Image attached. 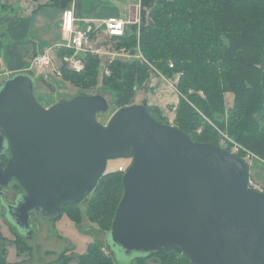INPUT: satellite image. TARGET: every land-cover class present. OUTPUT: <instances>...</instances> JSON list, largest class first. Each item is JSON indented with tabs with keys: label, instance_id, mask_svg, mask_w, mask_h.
<instances>
[{
	"label": "water",
	"instance_id": "water-1",
	"mask_svg": "<svg viewBox=\"0 0 264 264\" xmlns=\"http://www.w3.org/2000/svg\"><path fill=\"white\" fill-rule=\"evenodd\" d=\"M34 87L28 73L0 83V205L21 238L32 237V212L53 218L79 204L108 158L129 157L105 239L112 254L174 251L191 264H264V192L249 185L243 158L193 140L143 103L120 107L103 123V95L44 107ZM13 182L21 192L8 202Z\"/></svg>",
	"mask_w": 264,
	"mask_h": 264
},
{
	"label": "trees",
	"instance_id": "trees-1",
	"mask_svg": "<svg viewBox=\"0 0 264 264\" xmlns=\"http://www.w3.org/2000/svg\"><path fill=\"white\" fill-rule=\"evenodd\" d=\"M140 5L138 43L142 55L166 75L179 73L177 89L186 96L179 100L175 126L195 141L218 145L215 125L244 148L264 158V0H140ZM136 32L137 26L133 25L129 34L118 37L117 47L124 46L134 54ZM71 52L67 49L60 54ZM82 59L83 73L62 69L63 77L77 86L96 84L97 57L85 52ZM109 68L110 75L104 77L103 85L114 93L118 109L126 106L138 85L148 80L149 68L136 58L114 59ZM226 92L233 94L230 108L224 103ZM149 109L156 119L165 122L157 108ZM202 115L211 119L213 125ZM199 125L203 131L195 134ZM1 159L5 163L7 156ZM122 174L118 169L102 174L94 195L88 200L89 218L106 231L123 192ZM67 212L79 220L77 210ZM4 253L2 249L0 264H8ZM75 257L76 264H117L106 243L90 245L85 254ZM151 257H156L153 263L148 262ZM71 258L62 253L54 264H68ZM134 261L137 264H191L186 256L174 251L139 255Z\"/></svg>",
	"mask_w": 264,
	"mask_h": 264
},
{
	"label": "crops",
	"instance_id": "crops-1",
	"mask_svg": "<svg viewBox=\"0 0 264 264\" xmlns=\"http://www.w3.org/2000/svg\"><path fill=\"white\" fill-rule=\"evenodd\" d=\"M66 11L72 17V31L63 27ZM140 11V0H0V83L11 74L28 73L35 80L34 93L38 92L45 99V107L62 98L70 99L79 93V89L63 75H57L55 69L62 72L66 67L60 53L68 49L65 45L74 31L91 29L87 33V52L94 53V49H101L100 44L104 43L99 40L104 34V20L110 17L123 20L126 35L133 25L138 26ZM107 38L118 42V37ZM48 49L52 65L36 68L32 64L33 57ZM83 55L79 53V57ZM171 83L151 75L139 102L157 108L167 123H172L174 118L169 109H174L179 100ZM65 91L69 95H65Z\"/></svg>",
	"mask_w": 264,
	"mask_h": 264
},
{
	"label": "rangeland",
	"instance_id": "rangeland-1",
	"mask_svg": "<svg viewBox=\"0 0 264 264\" xmlns=\"http://www.w3.org/2000/svg\"><path fill=\"white\" fill-rule=\"evenodd\" d=\"M139 26L140 22L137 26L136 32V52L134 54H131L130 56L128 55L130 54L129 51L124 46L118 48V42L109 40L104 34L100 35L99 40L104 41V43L100 44L101 52L100 54L91 53L92 55L96 56L99 61V71L97 75L96 84L82 87L77 86L73 84L70 80L64 78L79 89V93L77 95H90L99 93L107 99L109 108L106 112L99 114L98 121L100 122L105 123L111 116V114L117 109L114 93L108 86L103 85L104 77L110 75V64L113 62L114 59L117 58L124 59L126 61H129L133 58L139 59L141 62L145 63L149 68L148 80L151 75L163 77L164 79H167L172 82V90L174 91L175 95H178L179 100L183 97L186 98V96L182 95L177 89L179 73H172L170 75H166L161 70H158L151 62L145 59V57L142 55L138 43ZM120 49L124 51H119ZM119 52H124L125 55H122ZM169 63H171V61H169ZM63 69L76 73H83L85 69V62L83 64V67L79 71L72 70L69 67H63ZM148 80L138 85L137 89L134 90L133 95L128 101L127 105L141 104L139 102H141L143 96L145 95V86ZM192 92V90H189V93ZM199 94L202 95L201 92ZM34 95L36 100L42 106L45 107V99H43L38 92H35ZM65 95L69 94L66 92ZM179 100L174 109H169V111H172V114L174 115L172 123L169 124L175 125L174 123L176 119ZM224 103L226 108H230L232 106V93L226 92L224 94ZM202 117L205 121L213 125L211 119L205 117L204 115H202ZM165 123L167 122L165 121ZM213 126L215 127V129H217L219 133L218 146L227 149L236 155L241 154L242 158H244L248 164L249 185L258 191L264 192V158L256 156L251 151L237 143L232 137L227 135L225 131L217 128L215 125ZM202 131L203 126L199 125L195 129V134H200ZM130 161L131 158L129 157L108 158L106 160L105 170L102 174L114 171L118 169L119 166L127 168V166L130 164ZM20 192L21 188L13 182L11 184L10 189L5 193V197L8 202H13L15 196ZM93 195L94 190L82 202L75 205V207H66L59 215L53 218H46L37 213L32 212L30 218L33 234L32 237L29 239H19L16 233V229L12 226L13 223L8 222L5 209L0 205V251L2 249L5 251L4 255L6 257L7 263L54 264L58 260L60 254L65 253L67 256L72 257L68 264H76L77 259L75 255L85 254L90 245H105V239L107 238L106 229L103 226H100L97 221L91 220L89 218L90 215L87 212L88 200ZM67 210H77L79 220L73 219L68 214ZM102 249L104 248L102 247ZM113 257L117 264H137L134 261V257H127L122 252L116 251L113 254ZM155 260L156 257H151L148 259V262L153 263Z\"/></svg>",
	"mask_w": 264,
	"mask_h": 264
},
{
	"label": "built area",
	"instance_id": "built-area-1",
	"mask_svg": "<svg viewBox=\"0 0 264 264\" xmlns=\"http://www.w3.org/2000/svg\"><path fill=\"white\" fill-rule=\"evenodd\" d=\"M72 17L70 16L69 11H66L64 14V21H63V27L64 29L68 31H72ZM104 26H103V32L104 34L109 37H121L124 35V30H125V22L121 19L115 18V17H110L104 20ZM91 29L88 28L86 30H76L73 33V36L69 40V42L65 45L66 48L72 49L73 53L71 54H63L61 56L62 62L66 67L71 68L72 70L79 71L84 64V61L81 57H79V53H85L89 51L88 49V36L87 33ZM101 43V42H100ZM50 49L47 51L37 54L33 57L32 59V64L38 68V69H43L50 67L52 65V58L50 55ZM119 51H124V50H119ZM101 50L99 48L94 49V53L100 54ZM120 53V52H119ZM118 53V54H119ZM120 54L125 55L124 52H121ZM129 56L131 54H128ZM140 56V55H139ZM173 64L169 63V67H172ZM55 72L57 75H61V71L58 69H55ZM233 153V152H232ZM236 155V154H235ZM242 158V156H241ZM244 159V158H243ZM245 160V159H244ZM118 170L121 172H124L126 170L125 167L119 166Z\"/></svg>",
	"mask_w": 264,
	"mask_h": 264
}]
</instances>
